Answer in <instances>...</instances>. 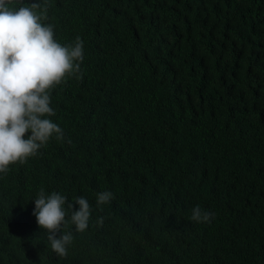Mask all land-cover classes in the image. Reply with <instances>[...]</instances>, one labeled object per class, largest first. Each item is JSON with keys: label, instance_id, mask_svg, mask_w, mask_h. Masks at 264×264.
Listing matches in <instances>:
<instances>
[{"label": "trees", "instance_id": "trees-1", "mask_svg": "<svg viewBox=\"0 0 264 264\" xmlns=\"http://www.w3.org/2000/svg\"><path fill=\"white\" fill-rule=\"evenodd\" d=\"M34 2L84 60L50 92L63 140L0 173V264H264V0L10 7ZM41 188L90 204L67 258L33 215Z\"/></svg>", "mask_w": 264, "mask_h": 264}, {"label": "clouds", "instance_id": "clouds-1", "mask_svg": "<svg viewBox=\"0 0 264 264\" xmlns=\"http://www.w3.org/2000/svg\"><path fill=\"white\" fill-rule=\"evenodd\" d=\"M12 3L0 0V173L5 175L11 165L37 156L54 135L63 140V130L48 118L55 115L50 92L67 77L80 73L84 60L82 38L77 36L73 45L60 44L53 25L41 22L47 17L34 10L41 7L39 2L18 9L10 7ZM29 130L31 135L25 139ZM112 198L110 191L98 193L97 206L103 210ZM66 201L60 193L46 195L41 188L33 209L39 227L47 233V244L62 259L67 258L74 240L71 231H64L69 219L75 231L83 233L91 217L88 200L80 196L74 201L78 210H74V203L67 204L71 209L67 218ZM212 218L214 213L199 205L191 209L190 219L196 223H210ZM103 222V217L97 220L98 225ZM61 229L63 234L58 236Z\"/></svg>", "mask_w": 264, "mask_h": 264}]
</instances>
